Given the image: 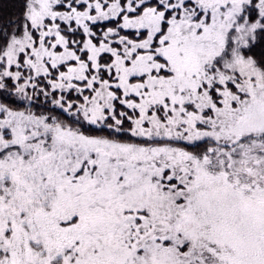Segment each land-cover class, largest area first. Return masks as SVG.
<instances>
[{
	"label": "snow or ice",
	"instance_id": "6c2138e0",
	"mask_svg": "<svg viewBox=\"0 0 264 264\" xmlns=\"http://www.w3.org/2000/svg\"><path fill=\"white\" fill-rule=\"evenodd\" d=\"M0 264H264V0H0Z\"/></svg>",
	"mask_w": 264,
	"mask_h": 264
}]
</instances>
